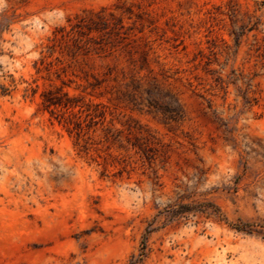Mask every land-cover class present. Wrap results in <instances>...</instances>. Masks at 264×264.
<instances>
[{
    "label": "rangeland",
    "instance_id": "1",
    "mask_svg": "<svg viewBox=\"0 0 264 264\" xmlns=\"http://www.w3.org/2000/svg\"><path fill=\"white\" fill-rule=\"evenodd\" d=\"M0 264H264V0H0Z\"/></svg>",
    "mask_w": 264,
    "mask_h": 264
}]
</instances>
